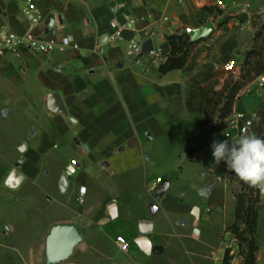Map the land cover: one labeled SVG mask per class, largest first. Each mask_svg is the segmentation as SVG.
Masks as SVG:
<instances>
[{
  "label": "crops",
  "instance_id": "crops-1",
  "mask_svg": "<svg viewBox=\"0 0 264 264\" xmlns=\"http://www.w3.org/2000/svg\"><path fill=\"white\" fill-rule=\"evenodd\" d=\"M217 1H45L40 4L45 21L34 28L24 13L28 0H0L1 27L20 36L32 32L60 47L48 56L26 53L21 59L0 58V93L34 119L26 138L15 147L16 161L9 164L10 159L0 154V188L20 190L27 182L37 185L41 178L53 181V190H39L47 208L29 207L33 212L22 230L17 223L0 228V264H224L237 209L229 184L233 173L224 161L209 166L208 179L195 199L173 194V181L164 195L156 197L151 188L159 177L147 172L138 191L132 176L138 161L149 160L143 151L160 135L158 124L188 131L184 154L195 134L199 123L187 108L188 73L162 76L160 66L172 52L167 38L201 29L195 16ZM220 1L243 7L250 3L249 13L232 9L245 21L244 31L252 32L264 21V0ZM117 3H126V11L141 20L134 30L124 32L121 44L112 40L111 23L123 22L115 12ZM165 17L175 24L165 23ZM64 38L72 41L66 49ZM134 39L152 41L154 48L162 49L163 58L131 53L128 44ZM242 45L235 39L225 42L224 66L235 62L229 57ZM262 92L264 88H257L254 94L241 95L234 110L258 115L264 106ZM53 95L61 97L64 110L51 108ZM27 97L35 102L24 100ZM4 113L9 117L11 111ZM236 138L222 134L215 141L227 140L231 146ZM207 151L213 153L212 145L197 153L193 162L206 161ZM261 206L256 264H264V193ZM143 221L153 222L150 253L136 244ZM59 226L76 227L81 238L65 259L51 260L48 240ZM217 227L223 229L220 237ZM119 237L129 242L128 252L118 247Z\"/></svg>",
  "mask_w": 264,
  "mask_h": 264
},
{
  "label": "rangeland",
  "instance_id": "rangeland-1",
  "mask_svg": "<svg viewBox=\"0 0 264 264\" xmlns=\"http://www.w3.org/2000/svg\"><path fill=\"white\" fill-rule=\"evenodd\" d=\"M213 7L216 10L215 15L204 17L206 18L205 25L211 22L215 29L217 28L218 30L217 34L215 31L209 39L197 42L190 47L187 69L189 91H193L197 98L195 108L196 110H203L205 113H195L197 122L200 124L207 114H213V119L207 128L214 127L221 122L222 109L230 99V94L234 89L239 88L237 98L244 94L249 95L257 92L259 77L256 78L255 76L257 70L264 68V21L259 26L254 27L252 32L244 31L243 25L245 21L240 18L236 11H223L216 5ZM255 17L259 20L262 18L258 14ZM225 26H228L226 28L227 31L218 34L219 30H222ZM229 39H235L239 44H243L229 57L238 64L241 71L239 75L226 71L224 66V60L227 56L221 53V48ZM249 54L251 56L247 64V56ZM13 99L17 102L20 98ZM24 100L33 103L35 99L27 97ZM262 101L264 103L263 92ZM26 105L30 104L27 102ZM7 109L11 111L9 117L4 113V110L6 111ZM230 116L225 119L224 123ZM33 120L32 115L25 111L22 106L18 109L15 108L8 103V97L2 92L0 93V154L10 159L9 164L16 161L18 154L15 147L26 138L29 128L33 125ZM157 126L160 135L155 136L144 147L143 156L148 157L149 160L147 163L137 162V166L132 173L133 182L136 184L138 191H140L144 174L146 172L151 173L154 175V179L159 177L160 180H167L170 184L173 181L174 186L171 189L173 194L185 195L186 200L195 199L198 196L199 188L205 184V179H208L209 173L207 169L215 162L213 154L211 151H207L204 155L206 161L190 162L184 154L186 144L184 137H186L188 131L185 128H166L165 125L161 126L160 124ZM256 128V135L260 129L264 131V124L261 123L260 119H258ZM200 135L201 129L200 125H198L195 134H191L190 138ZM221 135L222 133L219 136ZM14 167L15 165L13 164L10 169L13 170ZM231 173L234 172L231 171ZM232 176L229 184L233 195L236 197L241 193L246 194L255 209L261 206V192L245 183L244 188L242 181L238 177L233 178ZM52 182L50 178H41L37 182L38 186L33 182H27L20 190L0 188V228L6 223H17L19 224V229L22 230L26 225L27 218L33 212L29 207L42 206L47 208L49 204L43 200V195L39 190H53ZM72 196L74 197V195ZM241 227L242 230L246 228L244 225H241ZM222 231V227H217L219 237ZM230 234L227 246L231 240H237L239 257L242 258L241 260L244 264L248 250L245 246L242 247L240 245V239L234 232L230 231ZM249 238L251 239L252 236L250 235ZM6 243L11 244V240H6ZM219 250L223 252V247L221 246Z\"/></svg>",
  "mask_w": 264,
  "mask_h": 264
},
{
  "label": "built area",
  "instance_id": "built-area-1",
  "mask_svg": "<svg viewBox=\"0 0 264 264\" xmlns=\"http://www.w3.org/2000/svg\"><path fill=\"white\" fill-rule=\"evenodd\" d=\"M55 3L58 0H28L25 16L30 22L31 26L36 28L40 24L45 21V17L40 8V4L42 2ZM141 2H148L152 0H139ZM181 3H184L181 1ZM216 6L223 11L229 10H239L242 9L243 13H249L251 10V5L247 4L244 7L234 4L233 6L228 5L224 1H217ZM128 5L126 3H117L115 6V12L120 14L123 22L120 23L117 20L111 23V29L114 31V35L112 40L115 44L124 43V32L127 30H134L135 27L141 22V20L130 15L126 10ZM153 17L148 16V20H152ZM165 23L174 25L175 21L170 19L169 17H165L163 19ZM70 38H64L62 40V48L66 49L71 45ZM144 43L141 40L134 39L128 44V50L137 54L138 50ZM60 48L56 41L51 40L48 43H45L38 39L34 33L29 32L24 36H20L15 33L13 30L1 27L0 26V58H5L12 56L17 59H21L26 53L37 54L42 56H48L53 53L55 50ZM153 56L157 59L163 58V51L160 48H155V53ZM226 71L232 72L235 75H239L241 73L238 65L235 62H231L225 66ZM258 89L264 88V75L258 78ZM258 115H248L243 112H239L237 110H233L232 115L226 121L227 128L222 133L226 137L236 136L239 137L242 131L247 130L251 132L253 129L255 122L257 120ZM163 184V181L158 179L155 181L154 186L151 188L153 193H156L158 188ZM81 195L84 197L86 195V188L81 190ZM81 202H83V198H81ZM237 240H231L230 244L227 246V251L232 258L230 264H243L242 258L239 257V246ZM118 247L124 251L128 252L130 249L129 242L124 237H119L117 239Z\"/></svg>",
  "mask_w": 264,
  "mask_h": 264
},
{
  "label": "trees",
  "instance_id": "trees-1",
  "mask_svg": "<svg viewBox=\"0 0 264 264\" xmlns=\"http://www.w3.org/2000/svg\"><path fill=\"white\" fill-rule=\"evenodd\" d=\"M214 7H206L204 8L199 15L195 16L197 27H203L206 24L204 17L215 15ZM199 20V21H198ZM167 41L171 45L172 52L169 58L161 64L160 73L162 76H165L173 71H185L188 73V65H189V49L195 43L192 42L191 37L186 34L173 35L167 38ZM251 54L247 56V64ZM264 73V68L257 70L256 78L262 76ZM239 95V88H236L230 94V99L227 103H225L222 109L221 122L216 124L214 127L207 128L208 124H210L213 119V114H207L206 117L200 122L201 135L196 136L195 138H189L188 146L185 150V154L187 159L190 162L194 161L195 155L199 152L204 151L208 147H210L213 142L218 138V136L223 133L227 125L224 123L225 119L232 115L235 103L237 101V96ZM196 95L193 91H189L188 99H187V108L189 112L195 114H205L203 110H196L195 102ZM260 119L261 123L264 124V106L263 110L258 114L257 120L252 133H255L257 130L256 125ZM258 133V132H257ZM257 136L264 138V131L260 129ZM233 178L237 176L233 173ZM243 186L244 183L242 182ZM245 188V186H244ZM237 198V209H236V222L231 227V231L236 234V236L240 239V245L248 250V254L245 258L244 264H256L257 261V252L259 250V236H258V220L262 210V207L254 208V205L249 200L248 195L246 194H238ZM241 225H244L246 228L242 230ZM252 236L250 239L249 236ZM231 256L229 251L226 252L224 264L231 263Z\"/></svg>",
  "mask_w": 264,
  "mask_h": 264
},
{
  "label": "water",
  "instance_id": "water-1",
  "mask_svg": "<svg viewBox=\"0 0 264 264\" xmlns=\"http://www.w3.org/2000/svg\"><path fill=\"white\" fill-rule=\"evenodd\" d=\"M216 29L209 22L207 25L203 26L201 29L196 31H187L185 32L191 37L193 43L200 42L202 40L209 39L214 33ZM155 53L154 44L152 41H148L144 43L140 49L138 50V56L143 55H153ZM50 106L56 110H64L65 106L61 100L59 95H53L51 98ZM171 184L167 180L163 182V184L158 188L155 193L156 197H161L164 195L170 188ZM113 211L116 215V207L113 205ZM194 212L198 214L199 210L195 208ZM153 230V222L152 221H143L140 223V232L142 236L136 240V244L145 252L150 253L151 243L148 238L149 234ZM81 234L80 231L74 226H59L56 227L49 240V257L51 260H63L67 257L75 244L80 240Z\"/></svg>",
  "mask_w": 264,
  "mask_h": 264
},
{
  "label": "clouds",
  "instance_id": "clouds-1",
  "mask_svg": "<svg viewBox=\"0 0 264 264\" xmlns=\"http://www.w3.org/2000/svg\"><path fill=\"white\" fill-rule=\"evenodd\" d=\"M216 164L224 161L240 181L264 193V138L244 130L238 138L212 144Z\"/></svg>",
  "mask_w": 264,
  "mask_h": 264
}]
</instances>
